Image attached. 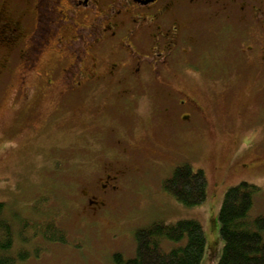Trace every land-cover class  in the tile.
Instances as JSON below:
<instances>
[{
	"label": "rangeland",
	"instance_id": "1",
	"mask_svg": "<svg viewBox=\"0 0 264 264\" xmlns=\"http://www.w3.org/2000/svg\"><path fill=\"white\" fill-rule=\"evenodd\" d=\"M95 16L69 0H0V203L14 249L32 254L20 264H114L116 253L135 255L138 229L180 220L202 225V264H217L226 192L256 185L250 216L264 214V78L239 55L240 25L205 23L191 10L184 16L192 54L182 57L172 86L202 105L194 114L157 91L146 67L137 77L131 60L113 55L120 40L96 54L94 68L88 63L104 79L68 92L65 71L82 55V44L70 39L79 25H95ZM113 64L122 69L109 76ZM178 112L190 121L174 120ZM184 164L207 176L202 206L185 207L162 189ZM15 214L39 230L52 219L68 243H45L29 231L25 246Z\"/></svg>",
	"mask_w": 264,
	"mask_h": 264
},
{
	"label": "flooded vegetation",
	"instance_id": "2",
	"mask_svg": "<svg viewBox=\"0 0 264 264\" xmlns=\"http://www.w3.org/2000/svg\"><path fill=\"white\" fill-rule=\"evenodd\" d=\"M69 3L75 9H85L95 14L93 23L96 24L78 26L75 22L78 37L71 38L69 44H82V55L81 58L76 57L65 71L66 84H70L68 92L75 93L83 82L93 85L102 81L104 77L90 71L92 66L88 63L93 62L94 65L97 53L105 50L113 40H120V52L114 53L116 49H112V54L131 60L136 67L133 71L135 76L138 77L142 68L146 67L144 72L150 74L156 90L162 89L169 102L179 110L186 108L194 114L202 112L204 108L199 103L197 105L195 98L174 90L172 86V79L183 62L182 57L192 54L191 48L188 51V46L193 45L189 30L191 23L184 18L189 10L199 13L205 23L217 26L223 22L228 26L239 24L241 32L237 34V31L236 34L241 37V41L244 40V44L239 47V55L243 57L249 70L255 69L264 78V0H69ZM69 15L74 16L71 18L73 23L77 13ZM13 35L14 32H10L7 39H11ZM85 39L89 41L86 45ZM4 41L10 43L6 38ZM111 67L109 76H114L117 70L122 69L120 64H113ZM165 113L167 120L171 121L170 110L166 109ZM182 114H174V120L187 124L185 120L189 118V122L191 116Z\"/></svg>",
	"mask_w": 264,
	"mask_h": 264
},
{
	"label": "trees",
	"instance_id": "3",
	"mask_svg": "<svg viewBox=\"0 0 264 264\" xmlns=\"http://www.w3.org/2000/svg\"><path fill=\"white\" fill-rule=\"evenodd\" d=\"M162 189L179 204L194 208L206 202L208 180L203 170L184 164L162 181ZM260 191L256 185L241 182L226 192L219 211L224 245L217 264H264V214L250 216ZM5 208V204L0 203V264H20L28 261L32 254L29 248L14 249L12 223L3 218ZM14 219L20 223L19 235L25 246L37 236L45 243H68L66 231L52 219L43 223L41 230L38 225L19 220L18 214ZM29 231H34L32 239ZM134 241L135 255L125 258L122 253H116L114 264H202L206 251L204 229L195 220H180L173 224L154 222L138 229ZM167 243L169 246L166 247ZM39 254L40 249L36 248L33 255L38 257Z\"/></svg>",
	"mask_w": 264,
	"mask_h": 264
}]
</instances>
